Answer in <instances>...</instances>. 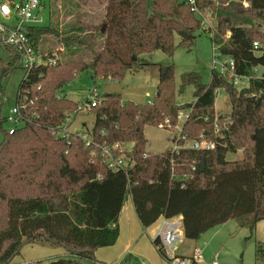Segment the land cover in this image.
<instances>
[{
    "label": "trees",
    "instance_id": "16d2710c",
    "mask_svg": "<svg viewBox=\"0 0 264 264\" xmlns=\"http://www.w3.org/2000/svg\"><path fill=\"white\" fill-rule=\"evenodd\" d=\"M246 2L196 0L201 13L210 10L216 19L212 42L219 45L221 55L235 59L237 74L248 77L246 87L239 89L215 72L206 84L198 73L187 72L179 92L193 85L195 100L179 105L173 64H158V93L152 104L124 102L121 94L108 93L92 109L96 119L90 136L95 143H133L128 154L135 164L128 170L110 168L100 150L86 146L80 134L54 132L65 128L80 108L68 96L58 97V92H65L64 87L83 72L95 79L121 80L128 71L155 65L140 62L139 56L158 49L172 56L176 35L181 46L191 49L203 28L202 16L188 0H108L104 20L86 25L83 35L52 25L28 28L36 48L44 35L51 34L66 49L75 50L73 54L87 49L92 59L33 67L20 83L17 104L22 125L13 133L5 130L0 142V264H14L26 244L66 250L67 255L43 264L102 263L96 250L118 240L119 216L129 196L144 229L161 216H182L189 239L196 240L230 219L248 228L250 237L255 234L258 222L264 220V72L254 73L264 67V0ZM7 47L14 62L5 65L0 58L5 74L20 60ZM220 87L230 98L231 111L226 114L215 113ZM181 111H188V116L176 139L179 148L149 153L145 127L158 126L166 118L176 126ZM202 135L216 146L209 150L189 146ZM93 149L97 156L91 154ZM240 150L241 159H228ZM153 243L169 260L159 236ZM257 254L264 258L261 241ZM120 264L141 262L127 253Z\"/></svg>",
    "mask_w": 264,
    "mask_h": 264
},
{
    "label": "rangeland",
    "instance_id": "374dc122",
    "mask_svg": "<svg viewBox=\"0 0 264 264\" xmlns=\"http://www.w3.org/2000/svg\"><path fill=\"white\" fill-rule=\"evenodd\" d=\"M42 2L38 14L42 17L43 22L39 23L38 26L52 25L63 32L65 31V33H80L83 35L84 32L81 29H84L86 25H98L104 20L108 0H42ZM202 14L205 17V19L202 18L203 28L197 32V41L191 49H186L181 46V38L176 35V49L172 56L159 49L142 53L139 56L140 62L155 65L147 66L137 71H128L121 80L95 79L91 76L90 72H83L64 87L65 92L70 99L81 104L90 95L92 88L96 86L102 97L108 93H119L124 102L133 101L138 104H145L149 99L155 100L158 93V64H173L175 69L173 82L176 91V103L181 105L194 101L195 88L193 85H187L182 93L179 92L182 75L187 72H196L201 76L204 83L209 84L214 72V44L211 38V30L214 31L217 21L212 16L210 10H205ZM0 22H6L1 15ZM262 28L264 29V22L262 23ZM102 45L103 38L100 37L96 41V46L100 49ZM38 50L39 52L46 50V53L59 52L58 56L62 63L73 59L90 61V52L87 49L82 48L73 54L75 50L66 49L59 39L51 34H46L42 37ZM0 58L5 65L12 60L14 62V59H12V51L1 39ZM8 71L5 74L0 65V142L4 139L5 130L8 131L10 128L22 125L21 122L11 121L8 117L16 107L17 93L20 83L25 76V69L23 64H18ZM261 72H264V67H260L259 74ZM248 81V78L240 79L237 87L239 89L246 87ZM230 111L231 103L229 94L224 87H220L215 99V113L226 114ZM186 114H188V111H181L176 126L171 125L166 128H160L156 125H147L145 127L147 151L155 154L174 149L176 139L186 119ZM95 119L96 114L87 108L77 111L69 118V131L81 132L85 136H89L94 127ZM127 147L132 148L133 143H128ZM242 156L243 153L240 150L237 154L228 155V159H241ZM147 239L153 245L151 240L149 238ZM118 241L119 238L114 245H119ZM259 241L264 245V226L259 228L258 233L256 231L250 237L248 228L240 227L236 219H230L204 232L196 240L185 238L178 252L179 254L184 253L185 257H191L194 256L196 250L202 251L203 259L201 260V264H212L213 262H217V264H264V258H258L257 254V242ZM136 244V250L145 256V252L149 248L148 242L142 239ZM114 245H110L109 247ZM101 248L105 249L102 251V256L106 263L113 262L122 254L120 250H108V246ZM62 252V247L58 246H51L49 244H26L23 246L21 253L15 257L14 264H43L47 260L59 257V255H62ZM155 252L157 251L154 249L153 253L155 254ZM137 256L142 264L145 261L144 257L138 254ZM157 256L161 257L158 252ZM161 259L164 262L161 264H172L170 260H164L162 257Z\"/></svg>",
    "mask_w": 264,
    "mask_h": 264
},
{
    "label": "built area",
    "instance_id": "2783aa9c",
    "mask_svg": "<svg viewBox=\"0 0 264 264\" xmlns=\"http://www.w3.org/2000/svg\"><path fill=\"white\" fill-rule=\"evenodd\" d=\"M191 4V9L197 12L202 16L203 14L199 11L197 7L196 0H188ZM245 4L248 5V2L245 1ZM42 3L41 0H0V15L6 20V22H0V39L5 43L6 46L12 48V50L19 57V64H23L25 69V76H28L29 71L33 67L40 65H56L60 57L51 56L46 59L45 54L39 52L38 48L34 46L32 38L28 34V28L33 25H38L43 22L42 17L38 14V11L41 9ZM7 8V11H4V8ZM214 44V56H213V70L216 74L226 77L234 82L237 85L238 81L242 77L236 72V63L235 59L232 57H226L221 55L219 50V45ZM255 47L258 46V42H254ZM47 54V53H46ZM254 73L262 75V72L259 74V69L255 68ZM68 96L66 92H58V97ZM99 89L95 86L92 88L90 95L87 96L84 103L80 104L78 111L87 108L92 111L96 107L101 99ZM154 100L149 99L148 103L152 104ZM181 112L179 114V117ZM188 114H186V117ZM11 121H19L22 123L20 105L16 104V107L13 109L12 114L8 117ZM171 126V121L169 118H166L161 122L158 127L166 128ZM215 127H218V123H215ZM16 127L10 128L9 133H13ZM57 131V134L61 136L69 135L72 133L80 134L85 140L86 146H94L100 150V155L104 158V161L112 169L119 170L124 169L128 170L133 167L135 164V159L132 155H129L128 152L132 148H128L127 144H122L116 142L112 145H105L100 143H95L92 137L85 136L81 132H70L69 131V119L67 126L65 128H57L54 132ZM180 145L176 143L174 150L176 151ZM189 146L195 149H213L216 146L214 140L208 139L205 135H202L199 140H195L189 143ZM92 155L97 156L98 152L96 149H93L91 152ZM145 157L147 154L144 155ZM196 165L192 166V170H196ZM189 175L185 174L184 178H188ZM161 240V245L168 256L172 264H193L194 262H200L203 259L202 251L196 250L194 256L192 257H183L179 255V248L185 240L183 221L182 216H176L168 218L162 216L161 224L159 227L158 235ZM93 264H120L116 263H93ZM212 264H217L213 262Z\"/></svg>",
    "mask_w": 264,
    "mask_h": 264
},
{
    "label": "crops",
    "instance_id": "0c3cea01",
    "mask_svg": "<svg viewBox=\"0 0 264 264\" xmlns=\"http://www.w3.org/2000/svg\"><path fill=\"white\" fill-rule=\"evenodd\" d=\"M41 53L46 54V50L41 52ZM91 59H92V53H90L89 60H91ZM161 219H162V216L155 223H153L152 225H150L149 227L144 229L142 227L138 217H137L132 198L130 197V199H129V197H128V199L125 203V206H124V208L121 211V214L119 216V226H120V235H119L120 237H119V241H118L119 245H114L112 247L108 246V248H109L108 250H114V251L120 250V251H122V254L121 255L118 254L120 256H118L111 263H116V262L123 260L125 254H127V253H133L136 256L138 254V255H141L142 257H144L145 261H143L142 264H150V263L151 264L152 263L153 264H161L163 262V259H161V257L162 258H164V257L158 252L157 248L155 247V244L153 243V239L158 235L159 227L161 224ZM262 226H264V220H261L258 222L257 229H256L257 233L259 232V228ZM141 227H142V233L140 234ZM138 236H139V238L137 239ZM147 238H149L151 240L153 245H151L149 243ZM142 239H145L149 244V248L146 250L145 256L143 254H141V252L136 250V247H137L136 243ZM116 246H118V247H116ZM62 249H63V252L61 253L62 255H59V256L67 255L66 250L64 248H62ZM154 249L158 252V254L161 257L157 256V252H155V254L153 253ZM103 250H105V249L104 248H101V249L98 248L96 250L95 254H96V258L98 261H100L102 263H106L103 256H102ZM179 255L185 257L184 253H180ZM165 259L166 258H164V260ZM198 264H201V261L198 262Z\"/></svg>",
    "mask_w": 264,
    "mask_h": 264
},
{
    "label": "water",
    "instance_id": "95a60500",
    "mask_svg": "<svg viewBox=\"0 0 264 264\" xmlns=\"http://www.w3.org/2000/svg\"><path fill=\"white\" fill-rule=\"evenodd\" d=\"M134 59L136 60L137 59V56H134ZM203 168H204V166H205V163L203 162Z\"/></svg>",
    "mask_w": 264,
    "mask_h": 264
},
{
    "label": "clouds",
    "instance_id": "9594fccd",
    "mask_svg": "<svg viewBox=\"0 0 264 264\" xmlns=\"http://www.w3.org/2000/svg\"><path fill=\"white\" fill-rule=\"evenodd\" d=\"M4 11H5V12L7 11V8H6V7L4 8Z\"/></svg>",
    "mask_w": 264,
    "mask_h": 264
}]
</instances>
